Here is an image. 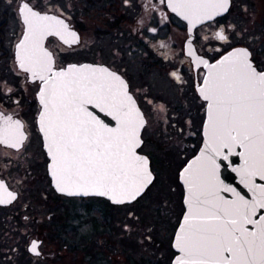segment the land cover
<instances>
[{
	"label": "flooded vegetation",
	"instance_id": "obj_1",
	"mask_svg": "<svg viewBox=\"0 0 264 264\" xmlns=\"http://www.w3.org/2000/svg\"><path fill=\"white\" fill-rule=\"evenodd\" d=\"M23 2L41 15L63 20L67 31L79 37L76 43H65L72 40L67 33L64 39L44 35L41 46L52 53V69L93 62L126 79L146 117L139 151L150 157L155 173L142 198L157 182L154 167L160 150H174L176 141L202 140L207 104L198 92L206 73L202 62L242 45L264 70V0H231L227 12L195 26L172 11L167 0H0V128L8 141L0 144V264H59L63 251L70 258L66 264H106L107 246L119 250L120 238L123 243L120 232L109 241L112 224L125 228L121 206L140 197L114 203L101 195L57 191L39 124L43 81L32 79L17 61L16 45L25 35L19 13ZM45 23L51 32L63 33L55 21ZM8 116L24 125L27 139L20 149L9 146L16 137L5 120ZM196 151L180 165L179 174ZM127 217L135 222L138 214L133 211ZM33 241L40 242V255L30 251ZM130 241L136 247L138 237L131 235Z\"/></svg>",
	"mask_w": 264,
	"mask_h": 264
},
{
	"label": "snow or ice",
	"instance_id": "obj_2",
	"mask_svg": "<svg viewBox=\"0 0 264 264\" xmlns=\"http://www.w3.org/2000/svg\"><path fill=\"white\" fill-rule=\"evenodd\" d=\"M175 2L189 15L199 12L206 19L227 12L231 4V0ZM19 13L25 25V35L16 45L18 66L30 73L32 79H39L47 86V90L42 87L38 94L43 106L39 124L48 142L46 146L53 161L50 174L57 191L68 195L101 196L119 192L129 202L142 196L154 178L147 157L134 152L142 143L138 130L145 121L135 107L125 81L106 68L92 65H69L67 69L52 73V53L41 46L44 35L55 34L64 39V33H67L72 40H65V43H76L79 37L75 32L67 31L68 26L63 20L41 15L27 2L21 4ZM188 18L185 15V19ZM51 21H55L63 33L51 32L45 23ZM217 36L221 40L227 39L223 33H217ZM250 56L247 49H236L230 54L229 66L213 76L204 94V99L210 102L211 124V144L206 147L219 155V147H228L230 141L239 143L247 150L251 166L264 170V72L256 70ZM225 61L228 62L229 58L226 57ZM45 71L51 75L46 77L42 74ZM93 97L117 111L121 118L119 129H109L94 118L80 119L81 105L85 101L91 103ZM5 120L11 122L9 129L16 137L15 143L9 146L20 149L27 139L24 125L19 120H12L11 116ZM5 131L0 128V144H8ZM212 162L214 164V160ZM184 172H189V168ZM212 175L214 170L204 167L200 172L190 173L186 183L190 190L199 189L210 183ZM2 183L0 181V185ZM69 186L77 191H70ZM196 200L199 204L198 196ZM114 202L124 203L125 199ZM258 207L264 209V189ZM255 210V205L244 201L242 209L217 208L203 214L197 210L186 216L188 227L181 229L185 235L177 237L176 247L188 259L181 260L180 264H222L227 259L224 252L232 254L227 264H264V228L259 234L250 232L237 219L252 223L249 213ZM196 221L204 222L197 224ZM39 244V241L32 242L30 251L35 255H40Z\"/></svg>",
	"mask_w": 264,
	"mask_h": 264
},
{
	"label": "water",
	"instance_id": "obj_3",
	"mask_svg": "<svg viewBox=\"0 0 264 264\" xmlns=\"http://www.w3.org/2000/svg\"><path fill=\"white\" fill-rule=\"evenodd\" d=\"M167 3L172 11H174L173 9L175 8L174 12L178 14L181 18L185 19V15H188L189 18L185 20L188 21L189 24L192 26H195L207 20L199 12H197V14H194V15H189V13L185 9H182L176 6L175 0H167ZM214 16L216 15H213L212 17ZM236 49H247L249 53L251 54L250 49L248 47L241 45V46H236L228 50L215 61L211 62L209 60H204L202 62L205 66L206 73H205V76L202 82L198 85V92L203 99H204V94L206 90L208 89L210 83L212 82L213 76L217 72L229 66V62L231 61L230 54H233ZM226 57L229 58L228 62L225 61ZM250 60L258 72H264V70L259 69L255 65L251 56H250ZM69 65H76L77 67L81 65H92L93 67H102L120 76L127 84V91L132 96V99L135 101V107L139 109L140 113H142L143 119L146 123V117L142 109L140 108L132 92L129 90V85L126 79L119 72L110 68L107 65L93 63V62L72 63ZM213 65H215V68H213ZM68 66L64 68H60V69H52V72L55 73L62 69H67ZM82 74H87V73H82ZM43 75L47 77L51 74L47 72V73H44ZM206 81L208 83H206ZM42 87L46 88L47 90V86H45L44 83H42ZM209 103L210 102L207 101L206 116H205V120L203 122V127H202L203 137H202L201 144L198 150L196 151V153L187 160V162L185 163V165L180 171V181L184 188V196H183L184 212L176 228L173 241H172V246L177 252L175 256L173 257L172 264H180L181 260L188 259L184 256V253H182L180 249L176 247L177 237L185 235V232L181 231L182 228L186 229L188 227V224L185 221V217L193 215L194 213L197 212V210H199V212L203 214L206 212L215 211L217 208L230 210L235 207H240L242 209L243 202L247 201L249 205L256 206L255 212L249 213L250 218L253 222L246 223L241 218H237V219L240 220V223H242L243 228L247 229L250 232H255L259 234L261 228H264V219H261V217H264V209H261L258 207V204L261 200L262 189H264V170L259 169L258 167L253 168L251 166L249 162V156H248L247 150L244 147H242L241 144L239 143L230 141L228 147L226 148L222 146L219 147L218 148V151L220 153L219 155L213 153L211 151V148L206 147V145L211 144V132H210L211 124L209 121V112H210ZM81 108H82V111L79 113V117L81 120L87 121V120H91L94 118L96 121L101 122L103 126H106L109 129H119L121 127L120 115L109 104H106L93 97L91 103H88L85 101L81 105ZM42 111H43V108H42ZM143 127L139 128L138 130V137H139V140H141L142 142H143V139H142L141 134H142ZM47 143L48 142L44 138L45 149L47 150V153L49 155V152L46 146ZM141 144H139L134 149V152L135 154L139 156L147 157L148 168L151 171L153 178H155V173L151 168L150 157L147 154L139 151V147L141 146ZM213 160H214V164L212 162ZM52 164H53V161L51 159L50 166ZM204 167H207L209 171L214 170V175H212L210 183L207 184L206 186H202L199 189L194 188L190 190L188 183H186V180L188 179L189 174L200 172L202 171ZM185 168H189V172L187 173L184 172ZM52 179L54 183L53 176H52ZM150 185L151 184H149L148 187ZM147 188L145 189V191L147 190ZM69 190L77 191V189L73 186H69ZM129 190H131V185H129ZM89 191L91 192L92 190L89 189ZM89 195H95V194H89ZM197 196L199 197V201H200L199 204L197 203V200H196ZM105 197H107L112 202H114V200L125 199L124 203H130L138 199L140 196H138L135 200H131L130 202L126 199L124 195H121L119 192L114 193V194L110 193L108 196H105ZM241 198H243V200H241ZM203 222L204 221H196L197 224L203 223ZM223 256L227 259L223 261L222 264H227V260L232 258V254L228 252H224Z\"/></svg>",
	"mask_w": 264,
	"mask_h": 264
},
{
	"label": "rangeland",
	"instance_id": "obj_4",
	"mask_svg": "<svg viewBox=\"0 0 264 264\" xmlns=\"http://www.w3.org/2000/svg\"><path fill=\"white\" fill-rule=\"evenodd\" d=\"M244 39L242 37L238 40ZM261 51L264 54V45L261 46ZM199 127L200 125H194L193 128L198 129ZM201 141L200 136L194 140L176 141L174 150H160L156 154L157 161L154 168L158 173L157 182L137 202L121 206L124 227L128 229V232L121 227L122 225L113 226L112 224L114 230L112 235H109V241H113L112 238L114 239L116 233L119 234V232L123 233L124 237L122 238L123 243L120 241L121 238L119 239L121 245L119 250L112 248L114 246H107L106 264H133V261L136 262L134 264H163L172 260L175 254L172 247L174 231L184 211V190L179 181V169L183 161L199 148ZM191 142L194 143L193 148L190 146ZM182 152L186 153L185 157L182 156ZM133 211L134 214H138L135 222L132 217H127V214ZM131 235L132 238L133 236L138 237L136 247H132ZM62 245L61 247L65 249ZM59 261V264H66L70 258L63 251Z\"/></svg>",
	"mask_w": 264,
	"mask_h": 264
}]
</instances>
